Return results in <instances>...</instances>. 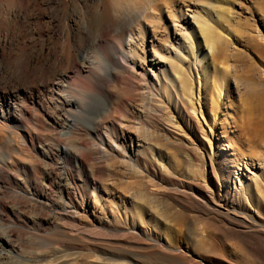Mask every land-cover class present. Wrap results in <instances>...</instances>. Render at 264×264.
<instances>
[{"label":"rangeland","instance_id":"1","mask_svg":"<svg viewBox=\"0 0 264 264\" xmlns=\"http://www.w3.org/2000/svg\"><path fill=\"white\" fill-rule=\"evenodd\" d=\"M109 1L0 0V31L11 42L3 60L8 67L0 76L4 78L0 105L6 83L18 79L21 51L60 49L63 40L58 32L75 34ZM155 1L139 27L145 48L152 35L169 38L170 20L183 22L182 17L168 14L171 4L202 3ZM208 8L224 41L209 66L199 101L194 100L183 116L171 109L145 112L137 119L136 102L128 105L127 112L121 111L124 115L119 117L128 128L115 140L133 158L130 161L118 150L96 169L86 167L82 180L95 181L97 190L85 187L84 200L77 198L79 233L60 225L47 205L22 201L15 206L6 200L9 216L0 222V230L9 226L13 232L4 247L11 253L0 256V264H42L37 259L42 253L66 264H264V0L211 2ZM221 8L229 19L218 23L214 18ZM29 109L22 117L23 128L0 121V166L15 157L9 146L22 134L47 132L37 127L38 113L32 106ZM168 115L175 116L173 125ZM135 140L144 147L136 148ZM57 156L54 151L53 160L42 166V172L51 173L45 191L51 201L57 199ZM20 176L23 186L31 180L43 184L40 173L31 177L20 172ZM6 192L10 196L18 191Z\"/></svg>","mask_w":264,"mask_h":264},{"label":"bare ground","instance_id":"2","mask_svg":"<svg viewBox=\"0 0 264 264\" xmlns=\"http://www.w3.org/2000/svg\"><path fill=\"white\" fill-rule=\"evenodd\" d=\"M200 1L201 5L193 6L191 3L183 7L171 4L166 11L173 18L182 17L183 22H177L175 18L170 20L167 25L169 38L152 35L150 46L146 48L139 41V27L149 18L147 11L157 5L156 1L110 0L93 20L81 29L76 28L75 34L66 36L64 32H58L63 40L60 49L55 46L48 50L21 51L19 60H15L18 79L4 86L0 121L22 126V117L28 116L32 106L41 121L37 127L45 128L47 132L31 136L28 130L20 141L15 140L13 146H9L12 154L17 156L11 155L10 162L0 166V222H6L4 217L9 216L6 200L15 206H20L22 201H34L49 206L60 225H69L75 234L79 233L82 223L77 215V198L84 200L85 187H91L93 192L97 190L95 181L82 180L86 167L96 169L101 161L110 160L118 150H122L130 161L133 158L131 151L120 148L115 140V136L127 132L128 128L119 114L124 115L128 105L136 102L134 115L137 119L145 112L158 114L171 109L177 116H183L194 100L199 101L200 88L209 80V66L218 45L224 41L223 33L209 18L208 14L213 13L208 6L211 2L226 0ZM218 13L214 16L218 23L229 19L224 8ZM8 46H11L10 40L0 31V76L8 67L3 64ZM45 100L52 111L45 105ZM214 105L217 106L218 101ZM192 111L195 113L193 107ZM105 116L108 120H103ZM167 118L173 125L175 116L168 115ZM2 127L0 124V129ZM135 141L136 148L144 147ZM54 151L58 154L60 172L57 199L51 201L45 195L51 173L42 172V166L53 160ZM20 172L31 177L40 173L43 184L29 179L28 186H23ZM12 188L18 192L7 195L6 191ZM3 227L6 230L2 233L0 230L1 257L11 253L4 247L6 243L10 244L13 232L12 227ZM37 255L42 264L68 263L54 256H43L45 253Z\"/></svg>","mask_w":264,"mask_h":264}]
</instances>
